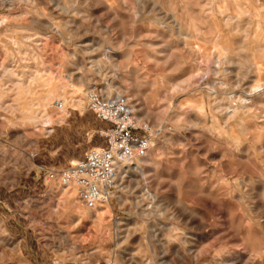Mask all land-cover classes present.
<instances>
[{
    "label": "rangeland",
    "instance_id": "rangeland-1",
    "mask_svg": "<svg viewBox=\"0 0 264 264\" xmlns=\"http://www.w3.org/2000/svg\"><path fill=\"white\" fill-rule=\"evenodd\" d=\"M160 1L162 10L157 6L144 14L134 0V6L132 0H62L68 11L58 15L51 14L50 1L0 6V264H264V122L246 121L245 132L233 121L228 126L221 121L218 133L211 117L203 116L200 125L186 120L197 105L207 112L213 107L211 98L198 95L208 85H195L208 68L225 99L255 79L246 57L253 47L257 59L262 52L256 47L264 45V0ZM157 13L177 30L192 17L190 41L207 49L230 46L244 68L225 71L223 64L214 74L212 49L213 61L198 54L176 80L184 81L181 90L172 89L173 77L159 64L182 66L184 44L152 21ZM49 22L64 35L49 29ZM246 36L244 53L238 50ZM163 38L172 50L162 49ZM261 77L264 84V72ZM77 78L85 80L82 88ZM111 83L141 109L135 115L150 126L151 145L140 162L132 160L108 204L99 205L105 214L93 221L75 188L61 186L59 176L106 145L104 132L112 125L89 109L86 94L93 84L104 92ZM73 91L84 97L82 108L70 101ZM42 115L53 122L50 134L30 119ZM131 175L137 180L129 184ZM147 206L152 213L144 216ZM61 233L67 245H48Z\"/></svg>",
    "mask_w": 264,
    "mask_h": 264
},
{
    "label": "bare ground",
    "instance_id": "bare-ground-1",
    "mask_svg": "<svg viewBox=\"0 0 264 264\" xmlns=\"http://www.w3.org/2000/svg\"><path fill=\"white\" fill-rule=\"evenodd\" d=\"M18 0H0V6H8V7H13L15 3H17ZM29 3H32V4H49V1L51 2V7H50V11H51V14L52 15H55L61 11H63V13H66L64 11H68V6L65 5L62 0H25ZM107 2V0H105ZM135 1V8L140 12V13H146V12H150V13H153L154 11L157 10V6H159V8L164 5L163 2H161L160 0H134ZM166 1V0H165ZM168 1V0H167ZM234 1V0H232ZM75 2V1H73ZM77 2V1H76ZM116 2V1H114ZM133 2V0H132ZM174 2V0H173ZM219 2V1H218ZM237 2V0L235 1ZM234 2V3H235ZM239 2V1H238ZM69 3V2H68ZM117 3V2H116ZM120 3V2H119ZM127 3V1H126ZM129 3V1H128ZM169 3V2H168ZM172 3V1H171ZM170 3V4H171ZM176 3V1H175ZM174 3V5H175ZM182 6H185L187 5V3L185 1H182L181 2ZM225 3V2H224ZM228 3V0L227 2ZM225 3V4H226ZM70 4V3H69ZM73 4V3H72ZM71 4V5H72ZM115 4V3H114ZM123 4V3H122ZM134 4L131 3V5ZM210 4V2H209ZM237 4V3H236ZM239 4V3H238ZM71 5H70V8H71ZM101 5V4H100ZM121 5V4H120ZM127 5V4H125ZM173 5V4H172ZM180 5V6H181ZM231 5V4H230ZM245 5V4H244ZM243 5V6H244ZM44 6V5H43ZM47 6V5H45ZM44 6V7H45ZM117 6V5H116ZM128 6H130L128 4ZM134 6V5H132ZM171 6V5H170ZM181 6V7H182ZM240 6V4L238 5ZM237 6V7H238ZM49 7V6H48ZM122 7V6H121ZM131 7V6H130ZM129 7V9H130ZM228 7V6H227ZM235 6V8H237ZM47 8V7H46ZM134 8V7H133ZM160 8V9H161ZM176 8V7H175ZM220 8V6H219ZM222 8V6H221ZM220 8V9H221ZM225 8V7H224ZM240 8V7H238ZM132 9V8H131ZM163 9V8H162ZM161 9V10H162ZM168 9L169 11H172V9L174 10L173 7H169L168 6ZM229 9V8H228ZM134 10V9H133ZM160 10V11H161ZM179 10V9H178ZM218 10V8H217ZM222 10V9H221ZM220 11H217V12H220L219 14H221L222 12ZM225 10V9H224ZM49 11V12H50ZM159 11V12H160ZM182 11V10H180ZM236 11V10H235ZM234 11V12H235ZM72 12V10H71ZM134 12V11H132ZM137 12V11H136ZM165 12V11H164ZM191 12V11H190ZM194 12V11H193ZM232 12H233V8H232ZM4 13V12H3ZM155 13V12H154ZM169 13V12H168ZM225 13V12H224ZM236 13H239L238 11ZM60 14V13H59ZM172 14V12H171ZM169 13V15H171ZM175 14V13H174ZM179 14V12H178ZM198 14V13H197ZM201 14V13H200ZM199 14V15H200ZM226 14V13H225ZM139 15V14H137ZM235 15V14H234ZM234 15H230L228 17V21L232 24V21L233 19L235 18ZM237 15V14H236ZM46 16V15H45ZM173 16V14H172ZM179 16L181 17V15L179 14ZM187 16V15H186ZM141 17V15H140ZM166 17V16H165ZM176 17V16H175ZM199 17V16H197ZM137 18V16H136ZM139 18V17H138ZM144 18V17H143ZM188 18V17H187ZM202 18V17H201ZM147 19L146 17L142 20H145ZM152 21L163 28V31H165L166 33L169 34V36H173V35H176L177 37V41L175 42H182L184 44V53L181 55V60H182V63L183 65L180 66V65H173V64H170L168 63L167 61H165L164 63L162 64H159L161 65V67H163V74L168 76L170 79H172L173 77V80H174V83H172V89H176V90H181V84L183 85V82L180 83H176L178 80L179 77H182L180 75L181 72H183L187 66L189 65H192V63L196 62L197 61V55L200 54L201 57L203 58H206L208 61L206 62H209V61H213L214 59V55L212 54V49L214 51V53L217 54V58H216V62H215V65H217V68L215 67H212L214 68V70H212L214 72V74H219L220 73V68L222 67L223 64L227 65V68H225V71H228L229 70V67L233 66V65H237L239 69H243L245 63L244 62H241L240 60L242 59H237V56L234 55V54H231V48L230 46H223V45H220L219 43H215L213 48L212 49H207L205 48L203 45H200L196 42H193V41H190L192 40V34H191V27H190V23L193 22L194 19H192V17H190V23L188 24L185 23L184 25H182L179 29L178 27V30L175 29L174 27H170L166 24H164V21L162 20V15H160L159 13L155 14L153 18H151ZM165 19V18H164ZM171 19V18H170ZM180 19V18H179ZM200 19V18H199ZM216 19V18H215ZM36 20V19H35ZM178 20V19H177ZM176 20V21H177ZM149 21V20H148ZM167 21V20H166ZM171 21V20H170ZM174 21V20H173ZM217 21V20H216ZM40 23V22H39ZM47 23V22H46ZM41 24V23H40ZM77 24V23H76ZM174 24V22H173ZM217 24V23H216ZM176 25V23L174 24ZM179 24H177L178 26ZM228 25H230L228 23ZM47 27H50L52 28L51 30L55 33H58L61 35H64V32L59 30L58 27H55L54 25H52L50 22L48 24H46ZM231 26V25H230ZM229 26V27H230ZM45 27V26H44ZM77 27V26H76ZM156 27V26H155ZM78 28V27H77ZM177 28V27H176ZM72 30V29H71ZM203 30V29H202ZM77 31V30H76ZM75 31V32H76ZM162 31V34H165V32ZM200 30H198L199 32ZM205 31V30H204ZM210 31V30H209ZM219 31V30H218ZM244 31V30H243ZM242 31V32H243ZM246 31V30H245ZM244 31V32H245ZM196 32V31H195ZM201 32V31H200ZM243 32V33H244ZM193 33V32H192ZM197 33V32H196ZM219 33V32H218ZM159 34V33H158ZM204 34V33H203ZM199 35V33L197 34ZM216 35V34H215ZM245 35V34H244ZM159 36V35H158ZM163 36V35H162ZM166 36V35H165ZM218 36V35H217ZM201 37V36H200ZM220 37V35H219ZM26 38V37H25ZM28 38V37H27ZM69 38V37H67ZM162 38V37H161ZM204 38H206L204 36ZM221 38V37H220ZM30 39V38H29ZM35 39V38H34ZM207 39V38H206ZM215 39V38H214ZM250 39V38H249ZM255 37H254V40L252 41L251 40V43H254L255 41ZM162 40V39H161ZM165 39L163 38L162 41H164ZM217 40V39H216ZM166 41V40H165ZM159 43V42H157ZM202 44V43H201ZM248 38L246 36V38L244 39L242 45L240 44V49L238 51H241V52H244L246 53L248 51ZM170 45H172V43H170L169 41H166L163 46H162V49L163 50H172V48L170 47ZM176 45V44H175ZM212 45V44H211ZM239 45V44H238ZM104 46V45H102ZM154 46V42L153 44H149V47L152 49ZM158 46V45H157ZM173 47V46H172ZM176 47V46H175ZM207 47V45H206ZM209 47V46H208ZM238 48V47H237ZM257 49H261V53H260V57L259 59H257V55H258V52L256 53V49H254L253 47V54L252 55H247V62L249 67L253 68L256 72V77L255 79H253V81H251L250 83H248V86H246L245 88V91H238V92H233L234 94L229 96V98L225 99L223 98V96L221 97V95L215 90L214 88V85H215V82L210 78V72L211 70L208 68L207 71H205V73L203 75H201L199 77V79L195 82V85H197V88H206V87H203L205 85H208L207 86V93H199L198 95H202V96H207L208 98H211L212 102H213V107L209 110V112H207V110L204 108V105H197L195 108H194V111L191 115H189L186 120L193 123L194 125H200L202 122H203V116H205L206 118L208 117H211L215 124H213L212 126V129L215 130L216 132L218 133H221L223 131L222 127H221V124L220 122L223 121L225 125H229L232 121L235 122L236 125L239 126L240 129H242L243 131H247L248 132V125L246 124V121H253L254 123H257V124H262V122H264V115H259L257 113V110L260 109V108H263L264 109V84L262 83L263 81V78L261 77L262 73L264 72V45L261 46V48L259 47H256ZM159 52V54L162 52V50H159L157 51ZM257 54V55H256ZM108 59H111L112 58V55L110 53L106 54ZM105 55V56H106ZM155 61H157V65H158V62H159V57L157 56H154L153 58ZM162 60V59H161ZM243 61V60H242ZM97 62V61H96ZM201 62V61H200ZM98 63L100 64L101 62L98 61ZM97 63V64H98ZM208 64V63H207ZM214 65V64H213ZM212 65V66H213ZM229 66V67H228ZM236 66V67H237ZM100 67V65H99ZM162 70V69H161ZM187 70V69H186ZM222 70V69H221ZM224 70V69H223ZM231 70V69H230ZM239 71V70H238ZM14 72V71H13ZM186 72V71H185ZM198 72V71H197ZM232 72V71H231ZM251 72V71H249ZM133 73V72H132ZM199 73V72H198ZM248 73V72H246ZM16 74V73H15ZM183 74V73H182ZM185 74V73H184ZM246 75V74H245ZM159 76V75H158ZM221 77V76H220ZM248 77V76H247ZM252 77V76H251ZM195 78V77H194ZM198 78V77H197ZM223 78V77H222ZM221 78V79H222ZM168 79V78H167ZM169 80V79H168ZM172 80V81H173ZM77 84H79V86L82 88V84L85 83V80L83 78H77L76 80ZM89 82V81H88ZM170 82V80H169ZM90 83V82H89ZM186 83V82H185ZM188 83V82H187ZM240 83V82H238ZM92 84V83H90ZM170 84V83H169ZM189 84V83H188ZM193 85V82L191 83ZM88 85V84H87ZM171 85V84H170ZM191 85V86H192ZM193 85V86H195ZM223 85V84H222ZM225 85V83H224ZM227 85V84H226ZM232 85V84H231ZM230 85V86H231ZM189 86V85H188ZM92 87H97V88H100L103 90V88L99 87L98 85H91L90 88ZM233 87V86H232ZM240 87V86H239ZM89 88V89H90ZM104 93L107 97H110V96H117V97H122V94H121V88H115L114 85L111 83V84H106V86L104 87ZM188 88V87H187ZM190 88V87H189ZM234 88V87H233ZM242 88V87H241ZM185 89V88H184ZM238 89V88H237ZM187 90V89H186ZM218 90V88H217ZM240 90V89H239ZM192 91V90H191ZM76 92V91H75ZM75 92L73 91L72 94L74 95L70 101H72L73 105H76L80 108H82L84 106V103H85V99L84 97H80V96H77L75 95ZM82 92H83V89H82ZM180 92V91H179ZM184 92V91H183ZM187 94V93H186ZM66 101L67 99L65 98L62 102V110H63V106L64 104H66ZM188 102H193V100H188ZM46 102V101H45ZM194 104V103H193ZM135 114L138 112H141V109H136L137 107L134 106V105H131ZM28 109V108H27ZM43 109V108H42ZM261 110V109H260ZM263 111V110H262ZM42 112V111H40ZM263 113V112H262ZM221 116V118H217V116ZM44 115H42L40 118L38 116L36 117H33L30 119L34 121V124L36 126H40L41 128H43L44 132H46V134H50L53 132V122L51 121V119L49 117H44ZM138 116V115H137ZM139 119V118H138ZM177 119H181L180 118V114L177 115ZM211 119V120H212ZM263 120V121H261ZM226 127V126H225ZM258 129V128H257ZM259 131V130H258ZM244 134V133H243ZM236 141H239V139L235 138ZM234 141V140H233ZM260 143V142H259ZM138 162H140V159H136ZM126 174L129 175V170L128 171H125ZM136 178L130 177V180H129V184H131L132 182H136ZM249 181V180H248ZM242 183V182H241ZM240 183V184H241ZM64 189V188H62ZM68 189H64L63 190V194L64 195H67L69 194L70 195V192L71 191H67ZM62 194V195H63ZM137 195V194H136ZM146 195V194H145ZM152 199H154V197H151ZM66 200V199H65ZM68 202H71L68 201ZM136 203V202H135ZM108 204V203H106ZM146 206V204H145ZM152 207V206H151ZM157 207V206H156ZM76 208V213L77 215L80 217L81 215L84 216L83 212L80 210V208H78L77 206H75ZM87 208V207H85ZM95 210L91 209V208H88V211L89 212V217L90 219H92L93 221L95 220H101L102 218V215L105 214V209L103 207H100L99 206L97 208H94ZM152 211L151 209L148 208V206L146 207V209L142 210V215L144 216H147L149 214H151ZM141 215V214H140ZM76 217V216H75ZM50 236V235H49ZM117 236L119 237V239L121 240V237H120V233L117 234ZM129 238V235L125 236V240H127ZM55 240V241H54ZM52 242L48 243V245H50L52 248L54 249H59L61 247H64L65 245H67L69 243L68 241V238L65 237L62 233L60 235L57 236L56 239H54ZM187 241V240H186ZM123 243V242H122ZM78 245H76L75 247H77ZM127 250V249H126ZM128 252V251H127ZM137 252V251H136ZM125 260V259H124ZM136 261V260H135ZM137 263V262H136ZM147 264V263H146Z\"/></svg>",
    "mask_w": 264,
    "mask_h": 264
},
{
    "label": "built area",
    "instance_id": "built-area-1",
    "mask_svg": "<svg viewBox=\"0 0 264 264\" xmlns=\"http://www.w3.org/2000/svg\"><path fill=\"white\" fill-rule=\"evenodd\" d=\"M90 110L112 125L104 132L106 145L88 151L84 158L60 171V184L73 186L77 197L91 209L109 202L135 158L145 157L151 145V129L140 124L132 106L117 96L107 97L92 87L86 94Z\"/></svg>",
    "mask_w": 264,
    "mask_h": 264
}]
</instances>
